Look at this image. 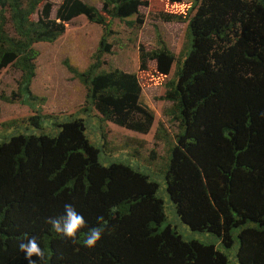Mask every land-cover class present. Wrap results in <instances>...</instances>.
Returning a JSON list of instances; mask_svg holds the SVG:
<instances>
[{
    "label": "trees",
    "instance_id": "trees-1",
    "mask_svg": "<svg viewBox=\"0 0 264 264\" xmlns=\"http://www.w3.org/2000/svg\"><path fill=\"white\" fill-rule=\"evenodd\" d=\"M102 2L99 10L83 0H62L51 18V0H0V73L11 64L22 71L18 93L24 104L36 109L34 102L45 100L31 88L35 43L56 41L80 15L107 30V15L124 19L143 4ZM8 20L17 37L7 31ZM165 20L188 22L185 48L179 56L163 42L152 52L141 50L140 68L147 70V60L155 59L157 71L167 76L175 65L163 99L172 102L166 113L178 132L166 140L169 157L159 170L179 217L205 242L186 240L170 225L162 228L165 206L156 180L121 161L104 164L103 147L86 134L94 109L100 122L140 134L156 120L141 101L136 73L102 69L103 55L112 51L104 31L85 70L66 60L85 86L84 107L63 118L37 110L29 123L40 130L47 124L50 132L19 133L0 143V237L20 243L41 225L36 239L45 258L34 255L37 264H264V0H195L186 13H168ZM160 127L155 136L163 138ZM56 201L83 206L87 227L75 243L47 223ZM91 228L103 229L95 248L84 246ZM237 240L232 252L228 247ZM4 264L30 261L20 251Z\"/></svg>",
    "mask_w": 264,
    "mask_h": 264
},
{
    "label": "rangeland",
    "instance_id": "rangeland-1",
    "mask_svg": "<svg viewBox=\"0 0 264 264\" xmlns=\"http://www.w3.org/2000/svg\"><path fill=\"white\" fill-rule=\"evenodd\" d=\"M83 1L96 6L99 10L103 8L102 0ZM142 1L143 4L139 6L138 13L133 16L121 19L107 15L109 22L107 30L103 25L91 22L85 15H80L66 23L65 32L56 41L34 44L38 55L35 60L36 75L31 88L40 99L45 97L43 101L34 102L37 103L36 109L24 104L18 93L23 76L22 71L15 64L3 68L0 73V143L19 133L50 132L51 129L47 124L40 130L29 123L28 118L37 113V110L42 114H53L55 117L63 118L71 116L84 107L85 86L69 71L66 60L78 69L85 70L94 60L93 55L106 31L107 39L112 44V51L103 55L102 69L107 71L121 69L136 73L142 87L141 101L153 109L156 120L148 133L140 134L111 121L100 122L94 109L86 121V134L94 145L103 147L105 153L100 159L104 164L121 161L147 173L156 180L157 194L162 198L165 206L166 219L162 228L170 225L186 240L198 239L205 242L206 237L203 233L192 230L179 217L167 191L165 174L160 171L165 168L169 157L167 152L169 146L166 140L176 138L178 132L177 123L173 122L166 113V109L172 106V102L163 99L167 92L165 84L175 77V65L167 76L160 75L157 71L158 64L155 59L147 60V70L143 71L140 68L141 50L152 52L161 48L162 42L176 56H179L185 48L188 22H169L165 20V16L168 13H186L194 5L195 0H182L179 4L164 0ZM61 2L62 0H51V18L56 17V10ZM42 7L39 6L32 15L33 20L39 19ZM194 12L193 8L192 14ZM6 28L11 36L17 37L9 20ZM5 97L16 100L9 102ZM80 116L85 117L86 115ZM159 127V135L163 138L155 136ZM165 136L167 138H164ZM152 151L156 152L155 159L151 158ZM74 207L79 213L82 212L83 206ZM51 210L48 217L62 215L64 205L56 201ZM41 229V225L35 224L21 241H26L31 237L37 238ZM239 245L240 241L237 240L228 249L236 252ZM19 252L17 240L9 238L3 240L0 237V264H4Z\"/></svg>",
    "mask_w": 264,
    "mask_h": 264
},
{
    "label": "clouds",
    "instance_id": "clouds-1",
    "mask_svg": "<svg viewBox=\"0 0 264 264\" xmlns=\"http://www.w3.org/2000/svg\"><path fill=\"white\" fill-rule=\"evenodd\" d=\"M97 220L102 221L103 217H97ZM47 223H49L57 233L67 239H70L73 243L77 241L78 233L87 227V221L84 216L70 203H66L64 205V213L62 215L57 217H48ZM102 235L103 229L91 228L84 241V246L88 248H95L98 242L102 239ZM19 249L20 251L26 253L30 264H37V261L32 260L34 255L38 256L41 262L45 258V252L40 247L36 237H31L26 241H21L19 243Z\"/></svg>",
    "mask_w": 264,
    "mask_h": 264
}]
</instances>
